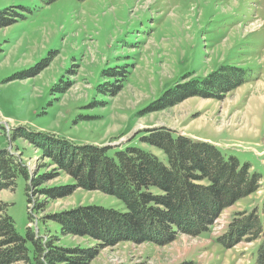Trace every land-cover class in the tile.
Listing matches in <instances>:
<instances>
[{
  "label": "rangeland",
  "instance_id": "obj_1",
  "mask_svg": "<svg viewBox=\"0 0 264 264\" xmlns=\"http://www.w3.org/2000/svg\"><path fill=\"white\" fill-rule=\"evenodd\" d=\"M18 7L22 17L0 29V150L20 159L29 176L0 193L16 232L24 238L30 227L45 242L54 239L56 249L93 251L88 264H256L260 239L225 248L218 238L236 214H259L264 201V0H0V15ZM222 67L243 70L247 81L217 98L194 96L159 109L171 90L221 74ZM156 129L249 164L260 176L259 189L198 237L175 229L168 243L112 242L117 235L110 233L109 244L89 234L62 235L51 218L87 207L123 212L124 205L113 195L77 188L47 147L31 144L36 140L29 133L109 146L110 155L142 148L166 163L161 151L140 142ZM16 130L23 138L14 139ZM38 176L45 180L33 187ZM71 187L65 197L47 194Z\"/></svg>",
  "mask_w": 264,
  "mask_h": 264
},
{
  "label": "trees",
  "instance_id": "obj_2",
  "mask_svg": "<svg viewBox=\"0 0 264 264\" xmlns=\"http://www.w3.org/2000/svg\"><path fill=\"white\" fill-rule=\"evenodd\" d=\"M39 1L48 5L58 0ZM23 12L20 7L7 13V17L2 16V12L0 29L12 25L15 17L21 18ZM222 68L221 74L213 73L206 79L171 90L159 109L173 107L194 96L217 98L218 93L231 91L247 81L248 76L243 70ZM117 74L111 73V77ZM117 91L110 95L115 96ZM12 136L23 138L17 130ZM29 136L36 140H31V144L43 150L47 147V153L74 179L77 188L113 195L124 205L123 212L87 207L51 218L60 225L62 235L89 234L109 244L110 233L117 235L112 242L130 237L137 243L146 240L168 243L173 241L176 230L183 229L190 236L198 237L210 230L224 210L256 193L260 186V176L250 171L249 164H241L211 144L177 135L168 129L149 130L140 138L142 144L161 151L166 163L137 147H127L110 155L109 146H80L42 133H29ZM18 176L29 180L28 169L16 156L0 150V193L13 189ZM44 180L38 176L31 179V184L38 187ZM153 190L157 192L153 193ZM73 191L74 187H71L61 195L56 194L58 192L52 194V191L47 194L59 198ZM6 209L7 204L0 200V264H58L64 261L88 264L91 261L93 251L56 249L54 239L45 242L30 227L23 238L16 232ZM260 213L253 210L236 214L227 231L218 238L225 248L235 246L242 238L248 242L260 239L256 264H264V201ZM28 243L32 247V258ZM66 253L72 255L67 258Z\"/></svg>",
  "mask_w": 264,
  "mask_h": 264
}]
</instances>
